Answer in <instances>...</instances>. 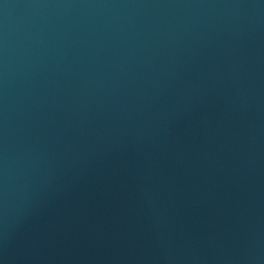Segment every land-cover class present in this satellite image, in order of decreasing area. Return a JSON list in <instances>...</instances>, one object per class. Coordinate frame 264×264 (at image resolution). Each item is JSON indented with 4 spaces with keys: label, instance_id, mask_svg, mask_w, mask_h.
<instances>
[{
    "label": "water",
    "instance_id": "obj_1",
    "mask_svg": "<svg viewBox=\"0 0 264 264\" xmlns=\"http://www.w3.org/2000/svg\"><path fill=\"white\" fill-rule=\"evenodd\" d=\"M0 264H264V0H0Z\"/></svg>",
    "mask_w": 264,
    "mask_h": 264
}]
</instances>
